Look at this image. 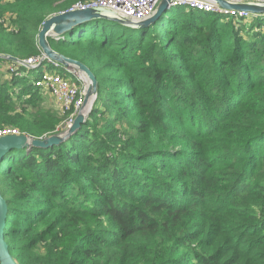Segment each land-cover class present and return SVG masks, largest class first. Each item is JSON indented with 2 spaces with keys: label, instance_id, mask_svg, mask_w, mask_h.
Segmentation results:
<instances>
[{
  "label": "trees",
  "instance_id": "obj_1",
  "mask_svg": "<svg viewBox=\"0 0 264 264\" xmlns=\"http://www.w3.org/2000/svg\"><path fill=\"white\" fill-rule=\"evenodd\" d=\"M78 1L0 0V55L40 56L42 22ZM165 14L50 40L97 97L59 144L0 159L18 264H264V15ZM41 71L0 56V127L63 131Z\"/></svg>",
  "mask_w": 264,
  "mask_h": 264
},
{
  "label": "water",
  "instance_id": "obj_2",
  "mask_svg": "<svg viewBox=\"0 0 264 264\" xmlns=\"http://www.w3.org/2000/svg\"><path fill=\"white\" fill-rule=\"evenodd\" d=\"M178 0H160L152 15L145 19H132L120 15L112 10L92 6L86 8H69L64 11L48 16L41 24L36 35L37 44L41 50L40 59L37 66L42 63H55L61 69H74L84 78L86 83L85 97L82 110L76 115L70 126L57 134H51L45 137L35 138L26 133L12 134L0 137V159L12 149H20L31 146H51L59 144L69 135L74 133L85 121L92 109L93 103L97 97V79L90 68L83 62L65 56L54 50L50 40L57 39L62 34L70 31L76 25L89 22L95 19H105L117 22L130 28H144L154 23L171 4ZM216 5L224 9H234L247 11L253 15H264V2L253 0H211ZM9 60L17 61L26 67H30L24 61H20L9 55H0ZM89 105L87 108L86 105ZM85 111V112H84ZM8 216V205L0 192V264H18L12 256L8 243L5 240V228Z\"/></svg>",
  "mask_w": 264,
  "mask_h": 264
},
{
  "label": "built area",
  "instance_id": "obj_3",
  "mask_svg": "<svg viewBox=\"0 0 264 264\" xmlns=\"http://www.w3.org/2000/svg\"><path fill=\"white\" fill-rule=\"evenodd\" d=\"M159 1L160 0H80L70 8L98 6L132 19H145L153 14ZM253 1L264 2V0ZM172 6H187L208 12L244 18L250 17L251 15V13L247 11L221 8L211 0H178L171 4L170 7ZM57 39H60V37ZM39 59L40 56L35 59H28L24 62L29 66L31 65L30 67H38L37 63ZM49 64L58 69L57 64ZM63 70L64 71L42 70L36 80V85L47 91L51 98H53L56 110L63 115L64 119L61 123V127L65 129L72 124L76 115L82 110L85 93L77 83L79 79L81 80L79 77L81 75H74L75 78L72 79L71 76H67L66 74V71L72 74L69 69ZM83 82L85 81L83 80ZM12 134H20V132L15 127H0V137Z\"/></svg>",
  "mask_w": 264,
  "mask_h": 264
},
{
  "label": "rangeland",
  "instance_id": "obj_4",
  "mask_svg": "<svg viewBox=\"0 0 264 264\" xmlns=\"http://www.w3.org/2000/svg\"><path fill=\"white\" fill-rule=\"evenodd\" d=\"M174 7H177V6H172V7H170V8H168L167 10H166V14H168V12L171 10V9H173ZM186 9H187V6H184ZM189 8V7H188ZM165 14V15H166ZM246 18H244V21H246L247 19H248V17H247V19L245 20ZM241 24V23H240ZM243 24H244V22H243ZM243 24H241V25H243ZM248 24V23H247ZM41 69L42 70H44V71H55V70H62V71H64L63 69H61V68H56V67H54V66H52V65H50L49 63H47V62H45V63H42V65H41ZM69 71L72 73L70 76H74V75H77V74H79L76 70H74V69H69ZM74 73V74H73ZM80 75V74H79ZM34 76H35V73L33 72V71H31V73H30V75H29V78H34ZM80 78H81V80L79 79L78 81H77V83L79 84V86H81V88H82V90L84 91V93H85V89H86V86H85V82H83V76L81 75V76H79ZM72 79H74L73 77H71ZM85 83V84H84ZM83 84V85H82ZM44 93H45V95L46 96H44V97H49L50 95H49V93L47 92V91H44ZM94 104V103H93ZM89 105L87 104L85 107L87 108ZM85 112V111H84ZM61 129H62V127H61ZM62 130H66V128L65 129H62ZM58 132H56V133H53V134H57ZM9 226V224L7 225V227Z\"/></svg>",
  "mask_w": 264,
  "mask_h": 264
},
{
  "label": "crops",
  "instance_id": "obj_5",
  "mask_svg": "<svg viewBox=\"0 0 264 264\" xmlns=\"http://www.w3.org/2000/svg\"><path fill=\"white\" fill-rule=\"evenodd\" d=\"M48 98L51 100V104H52V106L55 108V103H54V101H53V98H51V96H49ZM55 109H56V108H55Z\"/></svg>",
  "mask_w": 264,
  "mask_h": 264
}]
</instances>
